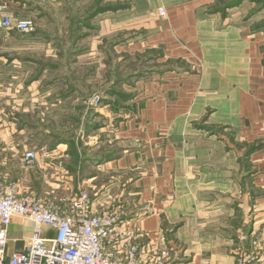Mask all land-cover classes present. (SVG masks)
<instances>
[{
    "label": "crops",
    "instance_id": "crops-1",
    "mask_svg": "<svg viewBox=\"0 0 264 264\" xmlns=\"http://www.w3.org/2000/svg\"><path fill=\"white\" fill-rule=\"evenodd\" d=\"M1 2L13 21L30 19L36 31L0 29V177L21 192L59 197L100 185L103 180L93 170L111 173L108 187L127 192L108 197L106 207L98 209L117 210L111 203L122 196L132 203L130 216L149 209L140 225L152 240L165 235L176 254L167 264H234L236 247L248 244L251 231L264 228V0L132 5L128 31L133 38L113 46L118 55H149L147 73L130 85L132 96L106 100L105 107L83 114L85 135L69 131L58 139L53 130L25 143L19 140L35 129L25 119L76 116L79 101L66 82L49 79L46 85L58 68L51 60L61 52L48 45L40 28L43 7L49 3L59 12L61 0ZM104 3L95 8L101 34L119 35L125 30L122 8ZM141 11L148 13L143 19ZM202 117L226 128V134L197 126ZM26 151L38 154L30 168L35 172L23 167ZM14 155L19 172L12 171ZM31 232L30 222L12 218L5 256L23 252ZM40 236L51 240L56 232L42 226Z\"/></svg>",
    "mask_w": 264,
    "mask_h": 264
},
{
    "label": "built area",
    "instance_id": "built-area-1",
    "mask_svg": "<svg viewBox=\"0 0 264 264\" xmlns=\"http://www.w3.org/2000/svg\"><path fill=\"white\" fill-rule=\"evenodd\" d=\"M164 8L158 16L164 17ZM0 29L21 34L35 33L30 19L13 21L0 0ZM38 154L26 151L21 156L24 168H33ZM150 214L126 217L120 210L98 209L85 189L67 190L59 197H39L21 192L17 184L0 178V264H167L176 259L165 235L152 240L141 228ZM30 222L32 232L23 252L5 255L6 230L12 218ZM55 230L56 237L45 240L40 228ZM234 264H264V228L251 231L248 244L235 250Z\"/></svg>",
    "mask_w": 264,
    "mask_h": 264
},
{
    "label": "rangeland",
    "instance_id": "rangeland-1",
    "mask_svg": "<svg viewBox=\"0 0 264 264\" xmlns=\"http://www.w3.org/2000/svg\"><path fill=\"white\" fill-rule=\"evenodd\" d=\"M104 3L105 0H61L62 10L57 12L54 11L53 7L49 3L44 5L43 8L47 10L44 11L46 14L43 16V23L40 28H42L43 35L46 42H49L51 46H55L56 51H60L61 55L59 58L51 60L52 64L56 65L55 73L52 74L47 80L46 85L49 84V79L54 82H66V84L71 85L76 92V97L79 101L78 111L76 116L71 117H57L46 119L48 121L44 122H34L33 120L27 118L35 129L29 134L23 136L24 139L19 140V143L26 142L27 140L36 139L35 137L42 132H53L54 135L58 136V139H64L71 133H76L79 137L85 135L83 133L84 121L82 115L84 116L89 112L90 109L94 110L97 108H103L106 105V100H120L126 101L132 96V91L130 90V85L133 80L140 75L146 74L148 70V57H131L127 55H118L113 51L114 44L120 43L122 41H130L133 38V31H128V28H131L132 21L130 11L131 6L136 3H147L148 1L153 0H108L109 8L112 4H119L122 8V11L119 14L122 16L125 30L120 31V34L117 35L116 32L113 34V31H110L112 36H102V27L100 25L99 19H95L96 13V4ZM52 3L51 1H49ZM90 6V8L85 10V6ZM78 5V6H77ZM92 6V7H91ZM93 8V10H92ZM135 13H137L135 11ZM147 12L141 11L140 18L143 19ZM132 30V29H131ZM142 35L143 28L140 29ZM136 32V30H134ZM139 37V36H138ZM94 51L96 54L93 56V59L84 58L87 56V53ZM48 51V49L46 50ZM69 51L72 57H65V54ZM100 51H106L103 56H101ZM75 55H78L76 58ZM80 55V56H79ZM47 61V59H46ZM63 84V83H62ZM80 104L88 105L84 108L80 107ZM85 113H84V112ZM83 112V113H82ZM205 116V115H204ZM206 117V116H205ZM35 119V118H34ZM207 118H200L196 124L197 126H205L210 128L209 131H216L218 133L226 134V128L218 126L217 124H207ZM95 121H99L95 119ZM102 122V120L100 121ZM96 124V123H94ZM92 126V124H90ZM212 127V129H211ZM58 129V130H57ZM73 136V135H72ZM71 136V138H72ZM74 138V136H73ZM104 138V137H103ZM80 141L78 140V143ZM11 159V164L14 170L20 171V162L18 155ZM1 158V157H0ZM18 163V168L16 164ZM69 166V165H68ZM1 170V167H0ZM29 172H35L28 170ZM81 171V170H80ZM99 174L100 180L103 182L98 185L91 187L89 184L86 188H81L87 190L93 201L96 208L106 207L105 203L110 202V198H114L116 195L126 193V187H108L109 181L111 180L112 174L104 171H94ZM84 176L87 172H80ZM2 174V172H0ZM2 178V177H0ZM4 178V177H3ZM103 185V187H101ZM122 196L119 203H111V206L119 208L121 211L128 213L127 215H132L133 207L132 203ZM115 200V199H114ZM110 204V203H109ZM110 206V205H109ZM126 216V215H125Z\"/></svg>",
    "mask_w": 264,
    "mask_h": 264
}]
</instances>
